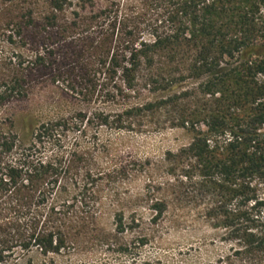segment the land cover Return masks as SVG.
Wrapping results in <instances>:
<instances>
[{"label":"trees","instance_id":"trees-1","mask_svg":"<svg viewBox=\"0 0 264 264\" xmlns=\"http://www.w3.org/2000/svg\"><path fill=\"white\" fill-rule=\"evenodd\" d=\"M1 35V102L50 81L104 103L102 125L190 132L151 163L152 223L192 219L231 243L221 264H264V0H0ZM85 119L0 136V264L112 243L103 175L59 151ZM113 224L125 231L123 210Z\"/></svg>","mask_w":264,"mask_h":264},{"label":"rangeland","instance_id":"rangeland-1","mask_svg":"<svg viewBox=\"0 0 264 264\" xmlns=\"http://www.w3.org/2000/svg\"><path fill=\"white\" fill-rule=\"evenodd\" d=\"M103 6L108 0H94ZM3 7V5H1ZM3 35L0 36V55ZM102 102H86L61 85L39 83L29 95L0 101V136L16 137L25 143L33 139L43 122L79 112L86 114L80 131L64 137V155L83 156L82 167L102 176L100 196L107 207L104 225L112 234L110 245L90 241L69 253L43 255L38 249L21 253L13 264H221L231 253V243L222 233L192 219L175 220L170 215L152 223L153 211L147 200L149 168L169 150L187 145L192 134L184 129L135 131L102 125L97 117ZM50 155L53 148L46 145ZM123 210L127 228L116 232L113 214ZM140 219V224L131 222ZM105 230V232L107 231ZM107 231V232H108Z\"/></svg>","mask_w":264,"mask_h":264}]
</instances>
